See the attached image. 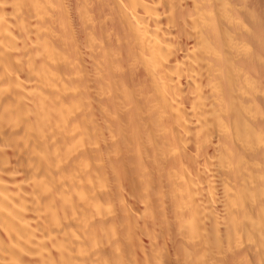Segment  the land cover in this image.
I'll list each match as a JSON object with an SVG mask.
<instances>
[{
  "label": "bare ground",
  "instance_id": "6f19581e",
  "mask_svg": "<svg viewBox=\"0 0 264 264\" xmlns=\"http://www.w3.org/2000/svg\"><path fill=\"white\" fill-rule=\"evenodd\" d=\"M0 264H264V0H0Z\"/></svg>",
  "mask_w": 264,
  "mask_h": 264
}]
</instances>
